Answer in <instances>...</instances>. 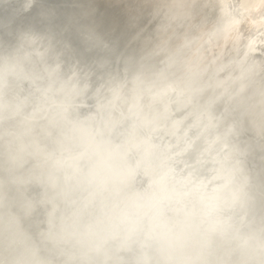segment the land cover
<instances>
[{
	"label": "clouds",
	"instance_id": "9594fccd",
	"mask_svg": "<svg viewBox=\"0 0 264 264\" xmlns=\"http://www.w3.org/2000/svg\"><path fill=\"white\" fill-rule=\"evenodd\" d=\"M207 7L0 0V264H264V39ZM214 87L223 130L178 134Z\"/></svg>",
	"mask_w": 264,
	"mask_h": 264
},
{
	"label": "bare ground",
	"instance_id": "6f19581e",
	"mask_svg": "<svg viewBox=\"0 0 264 264\" xmlns=\"http://www.w3.org/2000/svg\"><path fill=\"white\" fill-rule=\"evenodd\" d=\"M207 3H208V7L205 9V17H206V19L208 21L215 20L216 17H217V15H218V13H219V3H220V0H207ZM223 4L227 7V9L229 11H233V12H235L236 15L242 17L243 18V23H246V25H250L251 26V28L254 31V33L252 31L250 32V34L252 33L251 38L264 39L263 38V36H264V0H223ZM9 17H10V15L0 16V26H2L4 20L6 22H8ZM243 33H244V31H243ZM243 35H242V38H243ZM229 48L231 49L232 47L229 46ZM229 48L226 49L225 45L223 47V49H226L227 51L230 52L232 49L231 50H228ZM217 49H215L216 52H217ZM222 51L219 50V52H222ZM229 52H228V54L226 52V54H225L226 56L223 55L225 52H222L221 55L218 54L220 56L223 55V58H224V56H225V58L226 57L228 58V59L226 58L227 60L224 59L226 61L225 63H228L227 61H230L229 56H227V55H231L234 51H232L231 54ZM212 53H215V51H213ZM215 54L213 55V58H215L214 57ZM234 55H236V54L234 53ZM220 56H217V57H219V60H221V58H222V57L220 58ZM234 57L235 56L231 57V59L234 58ZM224 60H223V63L221 61L220 62L218 61L219 63L217 62L218 63L217 65L220 66L221 63H222L221 66L224 65L225 64L224 63ZM231 67H232V69H234L233 72L236 71V74L235 75L233 73H231V74L234 75V76H236V78H238V79H236L237 81L231 87H232V90L233 91H237L240 88L244 87V85L247 83V80H246V77L243 75V70L240 67H238L235 64H232ZM225 69H226V71L229 70L228 68H225ZM231 70L228 71V72L229 73L232 72ZM214 71H215V69H213V68L210 70V72H214ZM226 71H223L224 74H225ZM226 74H228V73L226 72ZM220 76H221V74H220ZM223 76L224 75H222V79H223ZM225 76H227V75H225ZM219 78H221V77H217V79H219ZM212 83L215 84V80H213ZM219 90H221V91H218L217 93L219 95H221V93L223 92L224 89L222 87H219ZM202 106L203 105H200V107H202ZM180 115H183V114H180ZM190 119L192 120V118H190ZM180 133H182L181 132V129H180ZM197 134H198V128H196L193 136H195ZM255 136H257V138H258L257 140L259 142L264 143V136H259V137H258V135H255ZM166 139H167V137H166Z\"/></svg>",
	"mask_w": 264,
	"mask_h": 264
},
{
	"label": "water",
	"instance_id": "95a60500",
	"mask_svg": "<svg viewBox=\"0 0 264 264\" xmlns=\"http://www.w3.org/2000/svg\"><path fill=\"white\" fill-rule=\"evenodd\" d=\"M12 23H13V19L10 15L8 22L4 20L2 26H5V27L10 26ZM213 85L215 84L213 83ZM218 91H221L219 90V87H214V88L208 89L205 93H203V96L199 102L198 107L195 110H191L192 111L191 115H188V112L190 111V109H185L181 113L177 114V118L178 116H181L180 114L187 115V120L181 126L182 133L189 124H195L197 123V121H199V126L195 127V129L192 128L191 129L192 131L189 130L188 135L190 137H194L193 134L196 128H198V133L203 132L204 135H207L209 139L214 138V135H213L214 130L216 131L223 130L218 123L217 117L220 116L221 112L223 111L225 107L226 96L219 95L217 93ZM200 105H203V106L200 107ZM190 118H192V120ZM255 135H258V137L261 136L260 134H255ZM256 139H258L257 136H256Z\"/></svg>",
	"mask_w": 264,
	"mask_h": 264
},
{
	"label": "rangeland",
	"instance_id": "374dc122",
	"mask_svg": "<svg viewBox=\"0 0 264 264\" xmlns=\"http://www.w3.org/2000/svg\"><path fill=\"white\" fill-rule=\"evenodd\" d=\"M244 24H245V25H244ZM247 26H248L249 28H248ZM248 30H249V31H248ZM243 31H244V33H243ZM251 31L254 33V31H253V29L251 28L250 25H246V23H242V24H241V26H240V33H241V36L244 34L242 39H244V40L246 39V40H247L248 38H251V35H252V33L250 34ZM242 33H243V34H242ZM247 33H248L249 35H248ZM263 38H264V36H263ZM230 44H231V43L227 44V46L225 45L226 49L229 48V46L232 47ZM228 45H229V46H228ZM220 47H221V48H220ZM220 47H218V49H219L220 51L223 50L222 52H225L223 55H225L226 52H227V54H228L229 51H227L226 49H223L224 45H221ZM216 49H217V48H216ZM218 49H217V52H216L215 49L213 50V51H215V53H216L217 55H216L215 53H212V56L215 54L214 57H217V56H220V55L222 54V52H219ZM221 49H222V50H221ZM231 49H232V48H231ZM231 49L229 48L228 50H231ZM232 51H233V50H231L229 53L231 54ZM234 53H235V52H233V53L231 54L232 56H231V55H227V56H229L230 61L233 59V58L231 59V57L235 56ZM218 54H220V55H218ZM223 55L220 56V58L222 57L221 60L218 59V60L216 61V64L214 65L215 68L213 67V69H216V68L221 67V64L223 63V60L227 58V57L225 58L226 55H225L224 58H223ZM227 59H228V58H227ZM227 59H226V60H227ZM218 61H219V62H220V61L222 62V63L220 64V66L217 65V64L219 63ZM217 62H218V63H217ZM225 62H226V61L224 60V63H225ZM227 62H229V61H227ZM225 64H227V63H225ZM228 69H229L228 71H230V70L232 69V67H231V68L228 67ZM233 70H234V69H232V70H231L232 72H230V73H233V74L235 75V74H236V71L233 72ZM224 71H226V69H225ZM228 71H226V72L229 74ZM226 72H225V74H224V72H223V73L220 72L221 76H220V74H219V77H221V78H219V79H222V75H224L223 78L225 77V75H228V74H226ZM234 75H233V76H234ZM234 78H236V76H234ZM236 81H237V80H236ZM236 81H235V82H236ZM231 86H233V84H232ZM231 90H232V87H231ZM232 91H233V90H232Z\"/></svg>",
	"mask_w": 264,
	"mask_h": 264
}]
</instances>
